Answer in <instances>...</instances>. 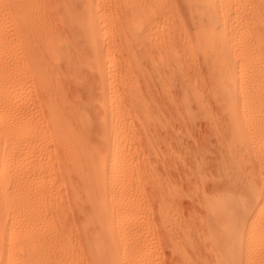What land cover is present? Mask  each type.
I'll list each match as a JSON object with an SVG mask.
<instances>
[{"label":"bare ground","instance_id":"obj_1","mask_svg":"<svg viewBox=\"0 0 264 264\" xmlns=\"http://www.w3.org/2000/svg\"><path fill=\"white\" fill-rule=\"evenodd\" d=\"M0 264H264V0H0Z\"/></svg>","mask_w":264,"mask_h":264},{"label":"rangeland","instance_id":"obj_2","mask_svg":"<svg viewBox=\"0 0 264 264\" xmlns=\"http://www.w3.org/2000/svg\"><path fill=\"white\" fill-rule=\"evenodd\" d=\"M116 62V61H115ZM205 93V92H204ZM203 96H204V99H207L206 101V103L208 104H210V105H212V102L206 97V93H205V95L203 94ZM206 97V98H205ZM208 104V105H209ZM211 109H214V110H211V112L212 113H209V114H211L210 115V117L212 116V118H210L209 116H208V118H207V116L205 117V118H207L206 120H204L205 118L203 117V119H202V117H200L199 119H202V120H199L198 119V121H197V123H198V126L196 127V128H193V132H192V134L193 135H195L194 133H196V139L197 140H195V137H194V139H193V137H192V135H191V138L190 139H193L192 141L188 138L187 139V142L190 140V142L189 143H191V146H192V144H195V142L196 141H198V142H196V145L194 146V148L196 149V147L199 149V150H202V149H200V148H203L202 146L204 145V144H202L204 141L203 140H205V142H207V141H209V148H210V146H211V143H213L212 145H213V147H211V148H214L215 149V147H214V145H215V143H216V145L218 144V142L216 141H214V139H216V130H215V127H224V126H222L221 124H223L226 120H225V117L223 116V114L220 112V111H218L215 107L214 108H212L211 107ZM131 119L132 118H129L128 120L129 121H131ZM181 121V120H180ZM167 122V121H166ZM174 122H176V123H173V126L174 125H176L177 127L179 126V124H177V123H180L179 121H174ZM203 122V123H202ZM205 122V123H204ZM209 122V123H208ZM168 123V122H167ZM169 123H170V121H169ZM172 123H170L169 124V132H171L170 130H171V124ZM217 123H219L220 124V126L217 124ZM129 124H130V122H129ZM157 124V125H156ZM155 125H156V128H154V126H152L151 128H153V130L152 129H150L147 133H148V135H147V133H145L147 130H141V132L140 133H138V134H140V135H138V134H136V132H139L140 130H138L137 131V129L136 130H134V128H127V130H126V138L128 139V142L130 143V142H132L133 140L134 141H136V142H132V143H136V145L134 144H132L133 145V147L135 148V149H133L132 150V158H134L133 159V162H134V164L138 167V168H140V178H139V182H141V183H139V187H140V189H141V192H143V193H146V190L148 191V190H150V188H153L154 186H152V184L154 185V179H153V177L157 174V172H158V169H159V166L157 167V165H158V163H159V157H158V155H160L161 156V154H162V151L160 150V148L162 147V146H160V144H159V142H157L156 141V143H153V144H155V146H156V144L158 143V145L156 146L157 148H158V150H157V148L153 145L152 146V143L150 142V140L152 141L153 139L155 140V137H153V136H155L156 135V137L158 138L159 136V138H161V137H163V135L164 136H166V132L165 131H167V130H164V127L163 128H161L160 126L161 125H158V123H156ZM166 124V123H165ZM217 124V126H213V125H216ZM226 124V123H225ZM224 125V124H223ZM168 126V125H167ZM214 128H213V127ZM167 128V129H168ZM198 128V129H197ZM222 128L220 129V128H217V130H218V132H219V134H220V137H218L219 135H217V138H219L220 139V141H222V143H221V145L224 147V148H221V146H220V144L218 145V148L216 147V149L214 150V151H212V153L213 152H216V156H214V154L215 153H210V154H208L207 155V158L210 160V162L212 161V160H214L215 159V161H218V160H220L222 157H224V158H222L223 159V161L225 160V158H227L226 156L227 155H222L221 154V156H220V153L222 152V151H224V152H222V153H224L225 154V152H226V150H225V145H223L224 143H225V140H226V134L225 135H222V134H224L223 132H225L224 130L223 131H221L220 132V130H222ZM129 129H131L130 131H128ZM134 130V133H132V131ZM160 129H163L164 130V132H165V134H160L161 133V131L162 130H160ZM194 129L196 130L195 132H194ZM213 129V130H212ZM160 130V133H158V132H156V131H159ZM210 130V131H209ZM215 130V131H214ZM151 131V132H150ZM180 131V130H179ZM202 131V132H201ZM212 131V132H211ZM214 131V132H213ZM144 132V133H143ZM154 132H156L155 134H154ZM163 132V131H162ZM200 132V133H199ZM211 132V133H210ZM218 132H217V134H218ZM131 133L133 134V135H137V136H139V139L138 138H136L137 136H133V140H132V136H131ZM142 133L143 134H145L146 136L144 137V136H142ZM201 133H203V134H201ZM213 133H215V135H213ZM153 134V135H152ZM128 135H130V136H128ZM158 135V136H157ZM210 137V139H206L208 136ZM199 136V137H198ZM205 136H206V138H205ZM215 136V137H214ZM222 136V137H221ZM224 136H225V138H224ZM135 137V138H134ZM142 137V138H141ZM203 137L205 138V139H203ZM130 138H131V140H130ZM223 138H224V140H223ZM137 139V140H136ZM141 139V142L143 143H146V145H143L142 143H139L140 140ZM147 139H150L149 140V143H151V144H149L148 142H146V141H148ZM222 139V140H221ZM201 140V142H199ZM207 140V141H206ZM218 140V139H217ZM203 141V142H202ZM212 141V142H211ZM153 142V141H152ZM204 142V143H205ZM211 142V143H210ZM149 145H148V144ZM198 143V144H197ZM200 143H201V145H200ZM208 143V142H207ZM206 143V144H207ZM220 143V142H219ZM131 144V143H130ZM139 144V145H138ZM141 144V145H140ZM139 148H138V147ZM143 146H144V148H143ZM149 146V147H148ZM199 146H201L200 148H199ZM207 146V145H206ZM207 146V147H208ZM220 146V147H219ZM136 147H137V149H136ZM140 147H142V148H140ZM193 147V146H192ZM156 148V149H155ZM210 148V149H211ZM220 148V149H219ZM161 149H163V147L161 148ZM164 151V150H163ZM219 151H221V152H219ZM135 152L137 153V155L135 154ZM217 153H219V157L217 156L218 154ZM158 154V155H157ZM134 155H136V157L134 156ZM156 156V157H155ZM142 157V158H141ZM137 158V159H136ZM139 158H140V160H139ZM147 158V159H146ZM211 158H214V159H211ZM143 159V160H142ZM207 159V160H208ZM217 159V160H216ZM155 160H158L157 161V163H156V161ZM206 160V161H207ZM209 160H208V162H209ZM143 161H145V162H143ZM147 161V162H146ZM221 161V160H220ZM139 162H141V163H139ZM207 162V163H208ZM213 162V161H212ZM219 162V161H218ZM142 163L144 164L143 166H142ZM148 164H150L151 165V167H150V165H148ZM155 167V168H154ZM149 168V169H148ZM150 171H152V172H150ZM157 171V172H156ZM156 172V173H155ZM143 173V174H142ZM148 174V175H147ZM152 175V176H151ZM142 176H144V178H142ZM145 176H146V178H145ZM150 177H151V179H150ZM140 179H141V181H140ZM142 179H146L145 181L144 180H142ZM150 180V181H149ZM150 182H152V183H150ZM146 183V185H144V184ZM141 185V186H140ZM144 186V187H143ZM147 186V187H146ZM148 186H151V187H148ZM148 188V189H147ZM152 190V189H151ZM149 192V191H148ZM147 192V193H148ZM151 192V191H150ZM149 194V193H148ZM187 207V206H186ZM186 207L184 206V207H181V208H184L185 209V211H183V209H181V212H183V215H182V213H181V215H182V220H183V222L184 221H187L185 218H187L189 215H190V210L188 209V210H186ZM188 213H189V215H188ZM188 215V216H187ZM184 223H186V222H184Z\"/></svg>","mask_w":264,"mask_h":264}]
</instances>
